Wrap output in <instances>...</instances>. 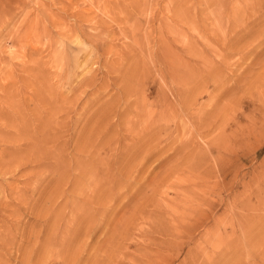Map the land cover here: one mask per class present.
Returning a JSON list of instances; mask_svg holds the SVG:
<instances>
[{"label": "rangeland", "instance_id": "obj_1", "mask_svg": "<svg viewBox=\"0 0 264 264\" xmlns=\"http://www.w3.org/2000/svg\"><path fill=\"white\" fill-rule=\"evenodd\" d=\"M0 264H264V0H0Z\"/></svg>", "mask_w": 264, "mask_h": 264}, {"label": "bare ground", "instance_id": "obj_2", "mask_svg": "<svg viewBox=\"0 0 264 264\" xmlns=\"http://www.w3.org/2000/svg\"><path fill=\"white\" fill-rule=\"evenodd\" d=\"M28 139H29V138H28ZM42 140H43V139H42ZM31 141H32V140H31ZM24 142H26V141H24ZM20 143H21V142H20ZM34 144H35V143H34ZM22 145H23V144H22ZM26 145H27V144H26ZM45 145H46V144H45ZM16 146H17V145H16ZM16 146H15V147H16ZM37 147H39V146H37ZM37 147H36V148H37ZM20 148H22V147L20 146ZM45 148H46V147H45ZM39 149H40V148H39ZM39 149H38V150H39ZM49 149H50V148H49ZM49 151H50V150H49ZM35 152H36V151H35ZM37 152H40V151H37ZM45 152H47V151H45ZM28 153H29V152H28ZM28 153H27V154H28ZM49 153H50V152H49ZM31 154H32V153H31ZM31 154H30V155H31ZM35 154H36V153H35ZM40 154H42V153H40ZM46 154H48V153H46ZM32 155H33V154H32ZM37 155L39 156V154H37ZM37 155H35V156H37ZM42 155H45V153H43ZM49 155H50V154H49ZM20 156H21V155H20ZM24 156H25V155H24ZM38 156H37V157H38ZM47 156H48V155H47ZM27 157H28V156H27ZM29 158H30V156H29ZM33 158H34V157H33ZM41 158H42V157H40V159H41ZM43 158H44V157H43ZM22 159H23V158H22ZM38 159H39V158H38ZM38 159L35 158L36 161H37ZM8 160H9V159H8ZM35 160L33 159V160H31V161H35ZM27 161H28V159H27ZM16 162H17V161H16ZM27 163H28V162H27ZM21 165H22V164H21ZM1 166H2V165H1ZM20 167H21V166H20ZM97 170H98V169H97ZM111 171H112V170H111ZM10 172H11V171H10ZM91 173H92V172H91ZM10 174H11V173H10ZM82 175H83V174H82ZM83 176H84V175H83ZM77 178H78V177H77ZM82 179H83V178H82ZM99 180H101V179H99ZM108 180H109V179H108ZM99 185H100V184H99ZM99 187H100V186H99ZM110 187H111V186H110ZM110 187H109V188H110ZM109 188H106V189L109 190ZM111 188H112V187H111ZM111 190H112V189H111ZM92 215H93V214H92ZM54 224H55V223H54ZM52 229H54V228H52ZM55 229H56V228H55ZM48 231H49V230H48ZM53 231H54V230H53ZM53 231H52V232H53ZM55 234H56V233H55ZM55 237H56V236H55Z\"/></svg>", "mask_w": 264, "mask_h": 264}]
</instances>
